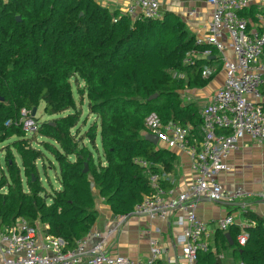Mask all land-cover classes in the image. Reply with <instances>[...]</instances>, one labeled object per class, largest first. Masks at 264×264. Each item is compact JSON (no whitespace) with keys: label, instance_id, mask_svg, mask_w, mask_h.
Returning <instances> with one entry per match:
<instances>
[{"label":"trees","instance_id":"1","mask_svg":"<svg viewBox=\"0 0 264 264\" xmlns=\"http://www.w3.org/2000/svg\"><path fill=\"white\" fill-rule=\"evenodd\" d=\"M256 14L255 6L240 12L251 22ZM202 49L218 59L215 48L195 44L194 34L171 11L154 20L112 13L95 0H0V145L13 139L7 146V172H0V230L24 220L73 250L97 222L94 191L113 216L134 214L152 193L150 175L176 174L179 162L174 151L146 141L147 119L155 115L162 124L191 126L202 136V108L182 100L187 89L206 88L214 78L215 73L202 76L214 60L184 65L188 52ZM217 64L221 69L220 60ZM72 79L77 85L83 81L81 102L86 95L90 114L100 122L85 132ZM41 103L52 120L40 124L38 134L57 163L61 185L52 194L40 177L45 152L33 147L20 124L21 111L33 112ZM98 129L104 157L96 160ZM136 160L152 166L146 170ZM244 216L249 226L217 229L196 264H218L222 254L231 264H264V218L252 211ZM243 232L248 239L240 246Z\"/></svg>","mask_w":264,"mask_h":264},{"label":"built area","instance_id":"2","mask_svg":"<svg viewBox=\"0 0 264 264\" xmlns=\"http://www.w3.org/2000/svg\"><path fill=\"white\" fill-rule=\"evenodd\" d=\"M209 4L212 22L207 35L196 37L195 44L215 48L219 57L213 56L209 49H202L188 52L184 59L187 66H193L203 58L214 60L213 63L220 60L225 72L223 86L201 109L202 136H197L191 126H178L173 122L162 124L155 115L146 122L149 134L158 136V145L186 154L195 180L185 190L177 192L174 188L165 187L169 180L167 173H152L149 179L152 193L145 197L134 213L147 216L152 221L167 222L171 214L182 212L185 219L181 216L178 221L180 225L186 222V226L178 243L187 264H196L198 253L206 251L211 239L207 224L195 212V202L209 199L231 203L246 197L248 194L241 188L227 193L217 177L230 171L229 157L241 140L250 137L264 145V0H209ZM251 6L257 9L255 22L240 15ZM160 7L159 0H130L125 14L133 18L143 16L159 20L163 17ZM196 14V10H191L189 16ZM229 50L232 52L230 56ZM214 67L204 68V79L216 73ZM21 117L20 124L26 135L38 134L40 124L32 117V112L23 109ZM218 130L229 131L230 134L220 135ZM136 163L146 170L152 166L145 160H136ZM256 197L264 203V192ZM120 218L126 220L128 216ZM235 221L232 215L226 216L218 222V229L227 231ZM114 231L109 230L108 234ZM247 239L248 235L243 232L237 239L238 244L244 246ZM86 245L87 238L78 241L73 250H68L67 243L61 238L46 236L39 228L20 220L15 227L0 232V259L2 264H80L84 260L85 264H157L164 250L157 240H151V257L143 262L109 256L103 243L90 249Z\"/></svg>","mask_w":264,"mask_h":264},{"label":"crops","instance_id":"3","mask_svg":"<svg viewBox=\"0 0 264 264\" xmlns=\"http://www.w3.org/2000/svg\"><path fill=\"white\" fill-rule=\"evenodd\" d=\"M96 2L102 7L108 8L112 13L118 12L122 15L125 14L130 0H96ZM159 2L162 13L171 11L177 14L195 38L207 35V29L212 22V8L209 0H159ZM191 10L197 11L194 17L189 16ZM224 42L228 43L226 40ZM231 53L229 50L228 55L230 56ZM215 65L216 63L213 66ZM221 71L223 72L221 83L200 89L196 93L195 96L198 95V99L202 103L201 107L209 104L214 93L223 86L225 72ZM157 147L165 149L160 145ZM174 153L179 159L177 173L167 174L169 180L165 182V185L170 184L171 188L181 192L195 180V175L190 169V162L186 154L178 151H174ZM228 166L230 171L218 175V182L229 194L235 192L237 188H241L248 195L231 203L226 201L208 202L206 199L195 202V212L207 224L211 239L218 229V222L226 216L232 215L236 220L235 223L242 227L250 224V221L244 216L247 211H252L264 218V203L256 197L258 193L264 192V145L250 137L244 138L229 157ZM97 194L96 209L99 216L87 237V249L103 243L104 251L109 256H122L134 261L145 262L151 257L150 242L155 239L164 249L158 263L187 264L182 256V247L178 243V238L186 226V222L184 225H180L178 221L181 216L185 219L182 212H174L167 222L152 221L147 216L137 214L128 216L126 220H121L120 217L113 216L109 207L105 205L104 199ZM109 230L115 231L108 234ZM0 232L2 231L0 230ZM98 235H101V238ZM0 264H2V259H0ZM80 264H85V260Z\"/></svg>","mask_w":264,"mask_h":264},{"label":"rangeland","instance_id":"4","mask_svg":"<svg viewBox=\"0 0 264 264\" xmlns=\"http://www.w3.org/2000/svg\"><path fill=\"white\" fill-rule=\"evenodd\" d=\"M18 20H20V18ZM262 59L264 60V57ZM219 67H220L219 64L215 65L214 69H216V73L213 75L214 78H213V80H211V82L209 83V85L207 87H211L213 85H218L219 83H221L223 81V72L221 71L222 68L220 69ZM79 84L80 85H77V83L75 82V79H72L73 94H74V98H75V101L77 104V109L79 111H81V121L82 122L86 121V125H84L83 129H82V131L85 132L95 122H97L98 125L100 122H99V119L97 116L90 114L89 106H88L89 102H88L86 95H85L84 100H82V102H81V95H80L79 89H83L84 83L82 80H79ZM197 92H198V90L187 89L184 92V94L182 95L183 103L187 104V103L193 102V103H196L198 106H200V108H203V107H201L202 103L198 99L199 96L198 95L195 96ZM36 120L39 122V124H43L45 122H50L52 120V118L49 117L44 112V103H41L40 106L38 107V110L36 113ZM99 132H100V129H98V137H97V145H98L99 154L96 151H94V157L96 160L98 159L99 156L102 158L104 157L103 151L101 148V138H100ZM28 138L34 141L32 143L33 147H35L37 149H41L42 151L45 152L46 160H45L44 168H42V165L39 163L40 177H41L42 184L46 188L48 194H52V192L54 190H59L61 188L60 182L58 180L59 169H58L57 163L55 162L53 156L50 153L46 152L43 145L41 144L42 142L46 141V139L44 137L40 136L39 134H36L34 136H28ZM12 141H13V139L0 145V172H1V170H4V172H7V169H6L7 146ZM82 143L84 145L89 144L88 141H86V140L82 141ZM160 146H162V145L160 144ZM13 153L16 157L15 159H17V162L20 165L21 164L20 158L17 156V154L14 151H13ZM0 176H1V174H0ZM23 181L25 183L26 180L23 178ZM94 193L96 196L97 193L96 192H94ZM48 202L50 203L51 201H48ZM219 258H221V264L223 262H225V263L227 262V264H231V262H233V260L230 258H227L225 256V254H222ZM234 263L238 264L239 262H234ZM234 263H232V264H234Z\"/></svg>","mask_w":264,"mask_h":264},{"label":"water","instance_id":"5","mask_svg":"<svg viewBox=\"0 0 264 264\" xmlns=\"http://www.w3.org/2000/svg\"><path fill=\"white\" fill-rule=\"evenodd\" d=\"M18 19H19V18H18ZM0 101H3V99H0ZM36 113H37V108H35V109L33 110V112H32V117H33V118H36ZM52 125H54V124H52ZM145 139H146V141H148L149 143H151V144L154 145V146H157V145H158L159 138H158V136H156V135H153V134H147L146 137H145ZM87 172H88V165L85 164L84 173H87ZM206 201H208V202H212V201L209 200V199H206ZM218 203H221V202H218ZM226 204H227V203H226ZM227 205H231V204H227ZM178 209H179V208H178ZM132 215H135V214H132ZM226 237H227V239H228V241H229V244L232 246V245H233V241H232V239H231L230 234L227 233V234H226ZM216 260H217L218 264H221V258L217 257Z\"/></svg>","mask_w":264,"mask_h":264}]
</instances>
